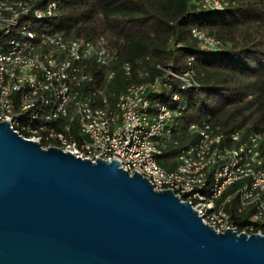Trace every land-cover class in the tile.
<instances>
[{"label": "built area", "instance_id": "built-area-1", "mask_svg": "<svg viewBox=\"0 0 264 264\" xmlns=\"http://www.w3.org/2000/svg\"><path fill=\"white\" fill-rule=\"evenodd\" d=\"M34 0H0V122H8L19 137L42 149L56 147L94 163L117 161L129 175L134 171L155 191L170 190L188 203L203 224L217 234L227 229L253 233L264 225V135L215 133L208 125L191 126L196 141L175 158L176 167L158 166L161 137L170 135L169 106L152 104L145 96L158 93L164 80L182 77L166 71L162 78L130 84L110 105L103 89H96L90 68L105 71V84L115 73V56L101 43L56 34L36 33L21 18L51 17L54 1L33 9ZM202 10L217 11L226 0H196ZM192 37L203 50H219L214 37L194 29ZM130 76V67L122 66ZM177 100V96H173ZM79 136V139L74 135ZM232 201L238 212L251 208L249 224L239 229L225 210Z\"/></svg>", "mask_w": 264, "mask_h": 264}, {"label": "water", "instance_id": "water-1", "mask_svg": "<svg viewBox=\"0 0 264 264\" xmlns=\"http://www.w3.org/2000/svg\"><path fill=\"white\" fill-rule=\"evenodd\" d=\"M0 264H264V235L217 234L134 171L0 122Z\"/></svg>", "mask_w": 264, "mask_h": 264}, {"label": "trees", "instance_id": "trees-1", "mask_svg": "<svg viewBox=\"0 0 264 264\" xmlns=\"http://www.w3.org/2000/svg\"><path fill=\"white\" fill-rule=\"evenodd\" d=\"M48 1L34 0L33 9ZM51 1L57 4L51 17L37 20L29 13L21 19L33 32L101 43L113 54L111 83L105 84L104 70L90 68L95 88L105 91L110 105L130 84L162 78L166 71L180 77L188 73L190 86L168 78L158 93L145 96L152 104H166L174 115L156 156L165 171L175 169L179 152L196 141L191 126L208 125L224 135H264V0H226L217 11L200 9L196 0ZM194 29L218 40L220 49H201ZM225 210L239 229L253 212H238L235 201ZM252 225L253 233L264 235V225Z\"/></svg>", "mask_w": 264, "mask_h": 264}, {"label": "bare ground", "instance_id": "bare-ground-1", "mask_svg": "<svg viewBox=\"0 0 264 264\" xmlns=\"http://www.w3.org/2000/svg\"><path fill=\"white\" fill-rule=\"evenodd\" d=\"M227 3V2H226ZM227 5V4H226ZM115 73V72H114ZM112 82V81H111Z\"/></svg>", "mask_w": 264, "mask_h": 264}]
</instances>
